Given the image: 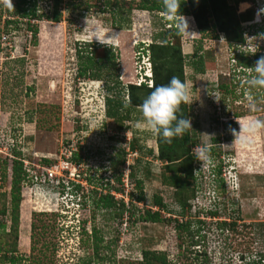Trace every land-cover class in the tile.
<instances>
[{"label":"rangeland","instance_id":"1","mask_svg":"<svg viewBox=\"0 0 264 264\" xmlns=\"http://www.w3.org/2000/svg\"><path fill=\"white\" fill-rule=\"evenodd\" d=\"M115 1L122 3V18L129 20L122 30L112 28L110 12L103 10L104 0H73L80 7L61 5L59 23L30 21L38 30L35 46L29 42L24 20L15 28L9 27L5 45L0 44V161L9 159L10 150L18 152L28 175L21 184L18 205L15 248L16 254L24 256L20 264H140L142 251L164 255V264H255L264 254V129L254 135L241 133L247 141L242 142L235 139L231 124L223 125L234 122L233 129L239 133L240 125L246 126L252 119L264 120V101L253 99L256 90L248 84L255 74L231 72L230 49L222 36L214 33L202 36L201 44L206 47L202 53L204 73L194 74L183 67L191 90L186 104L192 126L190 152L196 157L193 148L206 147L209 161L202 164L195 160L198 163L192 165L194 196L190 209L180 216L173 191L160 184L164 163L156 160L154 133L144 127L140 109H123L127 118L119 123L121 127L103 112V82L116 78L119 89H125L144 81V75H148L147 54L141 49L168 17H153L136 9L127 13V4L134 8L138 0ZM49 2L36 0L37 13L47 11ZM256 7L247 3L244 9L239 3L234 11L240 14L252 10L253 18L258 14ZM6 9L0 3V33L7 19ZM185 18L189 33L175 23L184 55L201 40L191 17ZM243 37L245 48L264 52V37L259 31L250 28ZM84 43L100 45L94 50L96 59L106 55L102 46L110 48L116 56L115 67L104 58L99 77L78 78L77 54ZM218 85L226 86V95L216 90ZM122 100L127 102L125 90ZM234 114L241 117L234 118ZM214 138L217 144L212 143ZM74 155L76 162L71 161ZM41 160L49 164L67 160L76 166L85 184L76 190L74 183L64 187L54 180V184L44 181L40 173L46 166ZM217 166L221 187L210 172ZM61 169L57 168V175ZM136 180L141 182L143 203L134 201L138 195L133 188ZM8 190L9 175L0 181V193L7 194ZM93 192L119 194L116 202H123L124 212L116 208L97 210L90 201ZM153 196L162 199L167 211L161 212V222L144 223L138 217L144 210L155 211L150 206ZM210 205L217 211L213 220L199 213L200 207L206 211ZM195 220L205 222L199 234ZM188 221V229H177ZM220 221L234 225L218 230ZM2 222L9 226L7 214ZM11 241L10 236L3 235L2 248ZM94 242L95 257L91 253ZM195 242L199 245L193 246ZM201 251L204 257L195 259ZM87 256L89 263L87 258L81 261Z\"/></svg>","mask_w":264,"mask_h":264},{"label":"trees","instance_id":"2","mask_svg":"<svg viewBox=\"0 0 264 264\" xmlns=\"http://www.w3.org/2000/svg\"><path fill=\"white\" fill-rule=\"evenodd\" d=\"M73 1V0H72ZM71 0H50L49 8L47 11H41L39 14L36 9V0H14V9H6V18L3 21V32L1 35H6L9 27H16L19 21L24 20L26 31L29 34V42L32 46L36 45L37 42V26L35 23L31 24L30 21H49L51 23H59L61 20V5L70 6L72 9H77L80 4H73ZM79 3V2H78ZM133 3L132 1L129 2ZM242 3L243 8H247V3L251 6L255 4V0H181L180 14L184 17H191L194 27L200 35L201 40L198 41L199 45L193 48L190 54H182L181 52V36L179 29L175 26L177 22L174 19H169L161 24L160 29L153 32L150 35V40L148 44L142 48V52L147 54V62L149 64L151 86H148L146 82H142L135 85H127L125 89H119V82L115 79L109 82H103V98H104V116L108 119H112L117 122L118 127H121L119 123L127 118V114H122V110L126 107L128 108H139L143 100L150 94L155 87L160 85L168 84L173 76L179 77L185 82L183 67L187 66L190 68L194 74L204 73V56L202 53L206 50V47L201 44L203 42L204 35L208 33H214L216 35H221L223 41L226 43L227 47L230 49L231 58L229 63H231V72H235L241 75H250L254 72H250L249 68L255 66V62L264 56V52L257 50H249L244 47L247 43L246 39L243 37L244 33L248 32L251 28L253 30L259 31L264 37V16L260 17V21L253 23L252 10H247L240 14H235L234 8ZM122 3L115 0H104L103 10L109 11L111 18V26L115 30H122L125 25H129V20H124L122 18L121 12L123 11ZM125 7L127 13L129 11L136 9L138 11H144L148 14L157 17H167L164 14V6L162 0H138L134 8L131 6ZM252 22V23H250ZM124 23V24H123ZM241 23H250L244 28H241ZM83 48L78 49L77 57L80 60L79 67L76 71L78 78L88 79L93 77H99L98 72L104 67L101 62L104 58L110 63L112 68L115 67L114 60L116 56L108 48H101L106 52L103 59H96L94 57V50L100 45H94L93 43L82 44ZM260 49V48H259ZM259 51V52H258ZM81 53V55H79ZM95 58V60L92 58ZM187 62V63H186ZM92 70L97 72L93 74ZM255 74V73H254ZM248 78V77H247ZM217 91L221 89L220 93L224 96L228 92L226 86L218 85L216 87ZM252 90H256L253 95V99L264 101V87H249ZM120 91H119V90ZM118 90V91H117ZM125 90L127 96V102L124 103L122 100V91ZM144 96L143 99L139 97ZM220 104L223 101L220 100ZM178 116L188 118L187 116V106L185 103L180 105V111L177 113ZM234 118H240L238 114L232 115ZM221 124V123H220ZM232 125L233 129L234 122H227L223 124L225 126ZM222 125V124H221ZM154 141L156 144V160L163 162V169L159 175L160 184L163 187L171 189L172 196L175 203L178 205L179 214L182 215L183 211L187 208L190 209V202L193 199L195 188L192 184L193 178V167L194 163H198L197 158L191 155L190 147L193 145L191 137L189 135V130L182 137H176L171 143L165 142L160 136L154 134ZM213 144H217V138L212 139ZM133 150V146H130ZM147 155H151V150L146 151ZM8 158H4L0 161V181H5L6 177L9 175V190L8 193H0V264H20L24 260V256L16 254L15 242L17 239V220H18V205L20 202V188L21 184L27 180V172L22 166V162L19 158V153L10 150ZM121 157V156H120ZM119 157V158H120ZM71 161H75V155L72 157ZM196 160V161H195ZM77 161V160H76ZM75 161V162H76ZM44 166H48L49 162L47 160H41ZM120 163L123 160L120 158ZM212 176L215 178L216 183L222 186V178L220 177V166L210 170ZM133 176L131 172L128 174ZM43 176V172L40 173ZM118 181V179H116ZM139 180H136L133 184V188L138 191V195L134 197L135 203H143L144 197L140 192ZM62 186V184H60ZM76 190L79 189L78 185L74 186ZM94 193V192H93ZM130 193V197H132ZM112 196V193H94L93 197L90 198L92 205L101 211H110L116 208L119 213H123L124 205L121 200L116 202ZM7 206V208H6ZM150 206L155 208V211L151 212V209L143 211V214L138 217L144 223H159L162 221L161 212L167 211L166 205L163 204L162 199L158 196H153ZM212 208H214L212 210ZM128 210V207L126 208ZM201 215L204 213L208 218L215 219L217 216L216 207L213 205L208 206L207 210H203L202 207L199 209ZM7 214L9 226L2 222V219ZM120 215V214H119ZM210 221V220H209ZM85 223V220L82 222ZM191 221L185 222V224H180L177 229H188ZM218 230L226 227H232L234 224H225L226 222H218ZM194 224L197 226V234L201 231L205 222L203 220H195ZM6 231V233H5ZM92 237L95 239V232H91ZM3 235L10 236L12 241L7 245V248H2L1 237ZM193 246H198L197 242ZM199 243V242H198ZM93 256L97 255V244L93 243L92 246ZM31 250V248H30ZM140 264H164V255L154 252L142 251L140 253ZM198 255V256H197ZM195 257H204V251L198 252ZM87 258V261L85 260ZM86 261L89 263V256L81 258V261ZM255 264H264V254H260Z\"/></svg>","mask_w":264,"mask_h":264},{"label":"clouds","instance_id":"3","mask_svg":"<svg viewBox=\"0 0 264 264\" xmlns=\"http://www.w3.org/2000/svg\"><path fill=\"white\" fill-rule=\"evenodd\" d=\"M0 3L9 9H14L12 0H0ZM162 4L165 16L176 20L181 26V31L189 33L186 18L180 14L181 0H162ZM256 10H258V14L255 17L259 15L264 16V0H261V5L256 7ZM253 22L258 21H254L253 19ZM98 40L102 44L106 42L105 40ZM147 65L148 75H144L146 79L142 82H146L147 80L148 85L151 86L148 62ZM249 70L250 72H254L255 75L248 80V84L251 87H264V56H261L255 62V66L250 67ZM190 92L191 90L187 82L182 81L177 76H173L168 84L155 87L139 106L143 117L142 123L146 130L160 136L167 143H171L174 138L182 137L188 130H192L191 119L177 115L180 111V105L190 102ZM249 101H252L251 97H249ZM240 126L241 130L239 133L235 129L231 130L235 139L241 138V133L254 135L264 129V120L252 119L246 126ZM241 140L242 142H247L244 138H241ZM193 152L197 160L201 161L202 164L209 161L208 149L206 147L197 145L193 148Z\"/></svg>","mask_w":264,"mask_h":264},{"label":"built area","instance_id":"4","mask_svg":"<svg viewBox=\"0 0 264 264\" xmlns=\"http://www.w3.org/2000/svg\"><path fill=\"white\" fill-rule=\"evenodd\" d=\"M255 5H257V7L259 5H261V0H258V1L255 0ZM263 15H264V13H263ZM260 17H258V16L255 17L254 21L255 20L260 21ZM6 39H7L6 35H1V37H0L1 46L5 45ZM251 51H253V50H251ZM69 156H70V152H68V156L66 158H69ZM60 166L62 167V169L60 170V174L57 175L56 170ZM67 166H71L70 170L67 169ZM42 169H43L42 172H44V175H43L44 181L50 182L52 184H54L52 180H54L55 183L59 186H60V184H62L63 186L66 185L67 187H70L69 186L70 183H74L75 185H80V186H83L85 184L84 180L82 179V176L77 172L76 166L71 165L69 162H67V160L66 161H60L58 164H49L48 166L43 167ZM112 196L115 199L121 198V196L119 194L112 193Z\"/></svg>","mask_w":264,"mask_h":264}]
</instances>
